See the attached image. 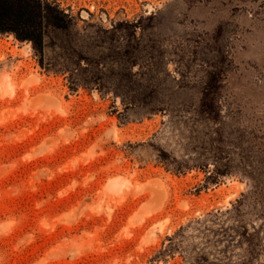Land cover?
I'll list each match as a JSON object with an SVG mask.
<instances>
[{"label": "rangeland", "instance_id": "obj_1", "mask_svg": "<svg viewBox=\"0 0 264 264\" xmlns=\"http://www.w3.org/2000/svg\"><path fill=\"white\" fill-rule=\"evenodd\" d=\"M39 1L36 49L0 35V264H264V0Z\"/></svg>", "mask_w": 264, "mask_h": 264}, {"label": "trees", "instance_id": "obj_2", "mask_svg": "<svg viewBox=\"0 0 264 264\" xmlns=\"http://www.w3.org/2000/svg\"><path fill=\"white\" fill-rule=\"evenodd\" d=\"M52 12L58 16L39 0H0V35L13 34L17 40L30 41L36 49L42 24L54 26Z\"/></svg>", "mask_w": 264, "mask_h": 264}, {"label": "bare ground", "instance_id": "obj_3", "mask_svg": "<svg viewBox=\"0 0 264 264\" xmlns=\"http://www.w3.org/2000/svg\"><path fill=\"white\" fill-rule=\"evenodd\" d=\"M43 97V96H42ZM46 97V96H45ZM49 98V97H48ZM46 101V100H45ZM59 109V108H58Z\"/></svg>", "mask_w": 264, "mask_h": 264}]
</instances>
